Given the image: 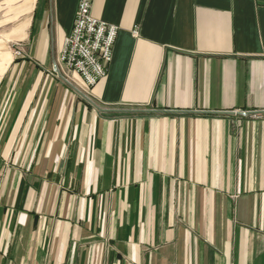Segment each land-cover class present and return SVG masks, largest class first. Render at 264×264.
Masks as SVG:
<instances>
[{
    "label": "crops",
    "instance_id": "obj_1",
    "mask_svg": "<svg viewBox=\"0 0 264 264\" xmlns=\"http://www.w3.org/2000/svg\"><path fill=\"white\" fill-rule=\"evenodd\" d=\"M77 3L0 0V264H264V0H94L88 89Z\"/></svg>",
    "mask_w": 264,
    "mask_h": 264
},
{
    "label": "built area",
    "instance_id": "obj_2",
    "mask_svg": "<svg viewBox=\"0 0 264 264\" xmlns=\"http://www.w3.org/2000/svg\"><path fill=\"white\" fill-rule=\"evenodd\" d=\"M94 0H78L73 26L63 42L53 73L72 84L69 73H76L88 88L106 76L112 59L117 27L92 15ZM17 55L20 53L17 51ZM87 101L88 92L78 90Z\"/></svg>",
    "mask_w": 264,
    "mask_h": 264
},
{
    "label": "rangeland",
    "instance_id": "obj_3",
    "mask_svg": "<svg viewBox=\"0 0 264 264\" xmlns=\"http://www.w3.org/2000/svg\"><path fill=\"white\" fill-rule=\"evenodd\" d=\"M14 48L15 47H12V52H14ZM16 52H17V50H15V56H18L17 54H16ZM8 62H9V55L8 54H4V53H1L0 54V72L2 73L3 72V70L5 69V67H6V65L8 64ZM57 62H58V59H57V61L54 63V65L55 64H57ZM54 65H53V68H54ZM60 77V76H59Z\"/></svg>",
    "mask_w": 264,
    "mask_h": 264
}]
</instances>
